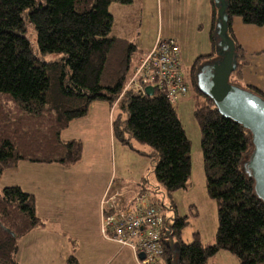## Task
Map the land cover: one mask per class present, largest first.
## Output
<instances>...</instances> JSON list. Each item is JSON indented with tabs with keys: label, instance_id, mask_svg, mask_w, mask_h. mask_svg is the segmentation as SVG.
<instances>
[{
	"label": "trees",
	"instance_id": "obj_1",
	"mask_svg": "<svg viewBox=\"0 0 264 264\" xmlns=\"http://www.w3.org/2000/svg\"><path fill=\"white\" fill-rule=\"evenodd\" d=\"M210 1L213 52L199 57L187 73L194 91L207 193L218 211L216 241L203 245L200 233H195L192 243L185 244L182 232L187 218L179 217L173 207L175 217L164 215L162 246L155 251L162 250L163 264H208L220 251L231 253L239 264H264V201L256 195L255 181L245 170L254 150L252 136L242 125L223 117L197 86L198 69L217 58L218 13L214 0ZM132 2L0 0V179L22 162L63 167L79 163L82 142L65 141L61 134L74 121L87 118L94 103L106 102L112 109L114 144L149 159L157 182L155 193L172 196L187 189L192 170L191 142L175 105L158 87L151 96L144 90L123 95L124 85L139 62L132 63L134 43L111 36L113 15L109 8L112 3ZM227 15L228 23L236 16L246 24L264 28V0H227ZM28 33L36 36V42ZM236 53L237 76L230 83L238 86L243 56L237 44ZM48 55L60 58L44 62ZM245 89L264 98L254 87ZM134 143L147 147L148 152L138 150ZM112 186L113 182L102 201L110 200L117 206L101 203V229L106 228L102 235L135 255L132 248L119 244L124 232L117 229L128 217L130 221L132 215L140 213L136 207L139 197L148 195L151 203L157 204L143 183L131 197ZM110 216L120 221L116 229L106 226ZM43 226L45 220L37 214L35 196L19 186L5 187L0 192V264H18L20 241ZM141 257L136 258L138 264L146 260ZM67 264L80 263L72 254Z\"/></svg>",
	"mask_w": 264,
	"mask_h": 264
},
{
	"label": "crops",
	"instance_id": "obj_2",
	"mask_svg": "<svg viewBox=\"0 0 264 264\" xmlns=\"http://www.w3.org/2000/svg\"><path fill=\"white\" fill-rule=\"evenodd\" d=\"M178 2H182L187 12L190 7L194 10V18L191 22L185 18V30L178 34L181 63L182 66L187 63V73L199 57L213 52L210 37L213 6L210 0ZM146 6L152 10L153 16L157 13L161 16L160 9L161 12L165 10L164 7H155L152 1H148ZM200 29L204 34L202 36ZM167 32L169 38L170 31ZM158 40L161 38H157L155 43H146L140 37V48L143 50L134 64L149 54ZM189 45L196 49L193 55L188 53ZM248 86L264 94L257 84ZM111 116L112 109L108 103L96 102L91 106L87 118L74 121L62 132L63 140H80L83 144V156L76 165L63 167L22 162L14 171L6 172L1 177L0 181L5 179L4 186H19L23 191L33 194L37 214L45 220V226L34 229L20 241L18 264H67L72 254L80 264H138L129 248L118 246L102 235L101 201L105 191L113 182V190L118 192L120 188L116 180L123 178L131 169L128 164L129 151L113 142ZM133 163L135 166L136 160ZM137 165V171L140 165L144 167L141 163ZM138 174L141 176V173ZM95 183L98 188L94 186ZM89 188L97 193L92 203L82 197ZM126 192L128 194L129 190ZM89 206L94 208V214L86 220L83 214L89 211L80 212ZM83 234L88 237L84 239Z\"/></svg>",
	"mask_w": 264,
	"mask_h": 264
},
{
	"label": "rangeland",
	"instance_id": "obj_3",
	"mask_svg": "<svg viewBox=\"0 0 264 264\" xmlns=\"http://www.w3.org/2000/svg\"><path fill=\"white\" fill-rule=\"evenodd\" d=\"M148 1H152V4L159 9L160 7L165 8L164 12H161L160 9L161 16H159V13L153 16L152 10L147 9L146 5ZM162 1L133 0L131 4L127 5L112 3L109 8L113 15L111 36L122 37L136 45V52L133 54L132 63L136 61L141 54V50H143V48H140V37L146 43L153 41L155 43L157 38H161V40L173 39L176 43L181 44L178 34H181L185 30V18H187L188 22H191L194 18L193 8L190 7L189 12H187L182 4L183 1L181 3L178 2L179 0ZM148 15L150 16L148 17ZM228 25V37L232 38L235 44L241 47L243 56L242 61L240 60L243 80L239 81L238 87L245 89L249 84H257L264 91V28L246 24L240 17L236 16L230 19ZM167 31H170L169 38ZM29 33L31 32L29 31ZM29 33V39L32 42H36V36L34 34L31 36ZM202 35L204 34L201 33L200 29V36ZM188 48L191 50H188V53H192L193 55L196 51L195 47L189 45ZM59 58L60 55H48L44 57V62L57 61ZM186 67L187 63L182 66V73L190 80L186 73ZM235 75L237 76L234 73L231 79ZM193 96L194 91L190 88L187 96L178 97V103L175 106L187 137L191 142L192 170L187 189L177 191L172 196L163 194V192L156 194L155 187L157 182L149 159L143 156L139 157L138 153L130 150H128V154L130 155L128 156V164L130 163L131 169L129 167V172L124 174L123 178H119L116 181L123 193L129 190L130 196L133 191H139L143 183L146 191L151 195L153 202L161 207L162 212L168 219L175 217L173 207L176 208L179 217L187 218L188 225L182 232V241L185 244L192 243L193 235L200 233L202 244L208 246L215 244L219 221L217 206L207 193L205 165L201 149V133L194 117L195 106ZM134 144L138 150L148 152L147 147L138 143ZM134 160H136L135 166H133ZM138 163L143 164L144 167L140 165V170L137 171L139 168ZM138 173H141V176ZM144 178L148 180L146 183L143 182ZM4 181L5 179L0 181V192L7 187L4 186ZM94 186L98 188L96 183ZM96 194V192L89 188L88 192H83L82 197L87 198L92 203ZM85 210L89 212L83 214V219H91V215L94 214V208L89 206L87 209H82L80 213L82 214ZM82 237L86 239L88 235L83 234ZM162 256L163 253L159 255L157 264H163ZM135 257L137 258L136 254ZM208 264H239V261L231 253L220 251Z\"/></svg>",
	"mask_w": 264,
	"mask_h": 264
},
{
	"label": "built area",
	"instance_id": "obj_4",
	"mask_svg": "<svg viewBox=\"0 0 264 264\" xmlns=\"http://www.w3.org/2000/svg\"><path fill=\"white\" fill-rule=\"evenodd\" d=\"M149 86L163 90L173 105L177 104L178 97L188 94L189 87L182 73L181 48L173 39L158 40L150 53L140 59L128 78L123 93L138 94ZM103 204L117 206L110 200H105ZM136 207L140 209V213L132 215L130 221L128 217L117 229L121 234L124 232V236L118 239L119 244L132 248L137 258L145 256L146 260L140 264H157L162 250H155L162 246L160 240L165 216L159 206L151 203L148 195L139 197ZM119 217L122 219L124 212ZM119 223L116 217L110 216L106 226H114L116 229ZM138 250L142 251L138 253Z\"/></svg>",
	"mask_w": 264,
	"mask_h": 264
},
{
	"label": "water",
	"instance_id": "obj_5",
	"mask_svg": "<svg viewBox=\"0 0 264 264\" xmlns=\"http://www.w3.org/2000/svg\"><path fill=\"white\" fill-rule=\"evenodd\" d=\"M214 2L218 10L215 29L217 58L198 69L197 86L213 100L223 117L232 119L250 132L254 150L245 170L255 181L256 195L264 201V98L230 83L239 63L236 44L228 37L227 0ZM145 93L151 96L154 89L147 87Z\"/></svg>",
	"mask_w": 264,
	"mask_h": 264
},
{
	"label": "clouds",
	"instance_id": "obj_6",
	"mask_svg": "<svg viewBox=\"0 0 264 264\" xmlns=\"http://www.w3.org/2000/svg\"><path fill=\"white\" fill-rule=\"evenodd\" d=\"M215 7H216V6H215ZM216 10H217V7H216ZM217 13H218V10H217ZM217 19H218V18H217ZM216 21H217V20H216ZM216 24H217V23H216ZM129 77H130V76H129ZM129 77H128V78H129ZM127 80H128V79H127ZM126 82H127V81H126ZM186 82H187V85H188V87H189V91H190V84H189L188 78L186 79ZM125 85H126V84H125ZM125 85H124V88H123V92H124V89H125ZM149 87H151V86H149ZM146 88H147V87H146ZM146 88H145V89H146ZM152 88H153V87H152ZM145 89H144V92H145ZM153 89H155V88H153ZM126 93H130V92H126ZM124 94H125V93H123V95H124ZM131 94H132V93H131ZM188 94H189V92H188ZM188 94H187V95H188ZM187 95H186V96H187ZM177 103H178V102H177ZM175 106H176V105H175Z\"/></svg>",
	"mask_w": 264,
	"mask_h": 264
}]
</instances>
